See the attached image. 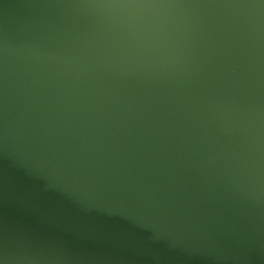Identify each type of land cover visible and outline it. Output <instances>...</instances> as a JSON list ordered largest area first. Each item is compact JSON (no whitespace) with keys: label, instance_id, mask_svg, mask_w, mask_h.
<instances>
[{"label":"water","instance_id":"95a60500","mask_svg":"<svg viewBox=\"0 0 264 264\" xmlns=\"http://www.w3.org/2000/svg\"><path fill=\"white\" fill-rule=\"evenodd\" d=\"M0 264H264V0H0Z\"/></svg>","mask_w":264,"mask_h":264}]
</instances>
